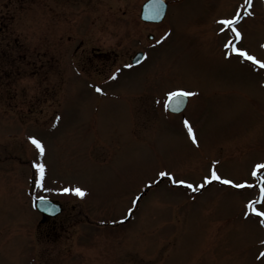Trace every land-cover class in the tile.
Listing matches in <instances>:
<instances>
[{"label": "rangeland", "instance_id": "obj_1", "mask_svg": "<svg viewBox=\"0 0 264 264\" xmlns=\"http://www.w3.org/2000/svg\"><path fill=\"white\" fill-rule=\"evenodd\" d=\"M141 1L8 5L19 41L41 48L62 33L64 49L48 50L44 76L0 72V264H264V224L247 207L264 211V168L252 176L264 164V67L224 47L264 61V0H167L157 25L139 20ZM238 9L236 39L219 21ZM138 49L145 61L125 68ZM172 89L192 93L180 115L152 106ZM210 169L233 184L204 183ZM73 187L84 195L58 191ZM36 196L63 205L60 225L38 224Z\"/></svg>", "mask_w": 264, "mask_h": 264}, {"label": "flooded vegetation", "instance_id": "obj_2", "mask_svg": "<svg viewBox=\"0 0 264 264\" xmlns=\"http://www.w3.org/2000/svg\"><path fill=\"white\" fill-rule=\"evenodd\" d=\"M23 1L28 2L30 0H23ZM11 3H12V0H7V2H5V8H6L5 12L3 11L0 12V52L4 53L3 54L4 57L1 60V64H3L4 67H0V72L1 73L5 72V73H8L10 76H12L14 74H18L19 69H22L25 67L28 69L29 67H31L30 69L33 68L36 71L37 70L41 71L42 75L44 76V72L42 68L45 65H48L49 58L46 57L48 50L51 49V47L53 49L55 46H57L59 51L64 49V45L61 44L62 33L56 34L57 44H55V40L50 41L49 38L48 39L44 38L41 48L38 47L37 43L33 42L32 40L31 41L30 40L19 41L18 40L19 36L12 29L13 20L15 16L12 12L9 13V8H7L8 5H10ZM4 69H7V70L12 69V70L10 72H7ZM6 75L7 74L0 75V80H1L0 85H2L3 83V85L5 86L6 82L10 80L8 77H6ZM167 93H168L167 90H165L156 96L157 97L156 106H159L160 108H162V101L167 96ZM0 101H2L1 94H0ZM164 107H165V103L163 104V108ZM165 112L169 115H175L168 111H165ZM48 219L49 217H44L41 219V221L44 224H47L46 226L47 229L56 225L54 221L46 222V220ZM57 224L60 225V222H58ZM56 240L57 239H54L52 241L56 242ZM33 241L37 243L36 245H34V247L36 246L38 250L42 253V257L44 259H47V253H48L47 251L49 250L48 246L42 245L41 241H38V240H33ZM61 247H65V245H61ZM52 264H68V263H62V262L56 261Z\"/></svg>", "mask_w": 264, "mask_h": 264}, {"label": "snow or ice", "instance_id": "obj_3", "mask_svg": "<svg viewBox=\"0 0 264 264\" xmlns=\"http://www.w3.org/2000/svg\"><path fill=\"white\" fill-rule=\"evenodd\" d=\"M247 3H251V0H247ZM240 9L237 10V14L236 15H232L230 18H223L219 21L220 24L226 26V27H231V31L235 34V38L239 39L240 38V32L233 27L234 23L236 20L239 19V14H240ZM246 11V10H245ZM251 14V13H249ZM221 31H223V29H221ZM167 35V33H165V36ZM161 39H163V37H161ZM225 48L228 47H233V51L236 52L238 55L245 57L247 60L252 61L254 64L256 65H260L261 67H264V61L257 59L255 56L249 54L245 49L243 48H239V47H235L233 46L230 42L229 43H225L224 44ZM119 71V70H117ZM113 77L116 76V72H113L112 74ZM96 91L99 92L101 91V89L99 87L96 88ZM169 97H179L182 95H192V93H184L182 91H175V92H170ZM179 102V101H177ZM184 125L185 127H187L188 129V134L190 137L193 138V142L195 143V137L193 135V130L191 128V126L189 125V122L187 119L184 120ZM28 139L32 142V144L35 146V148L38 150L39 153H43L44 152V146L42 144V142L38 139H36L35 137H28ZM39 171H38V178H37V185H40V179L39 177L43 175V170H44V165L41 163H36L34 165ZM260 168H264V164H256L253 169H252V176L255 177L257 175V169ZM210 176H205L204 177V183H208V181L212 178H215L217 180H222L223 183L225 184H233V181L230 179H226V178H222L221 176H219L217 174V172L215 171V169H210ZM159 176L163 177V176H169L171 177V173H166V172H160L158 174ZM173 183L176 184H186L188 188H193L194 186L191 183H188L185 180H173ZM247 183V182H244ZM203 185H199V187H202ZM237 187H241L242 185H236ZM249 187H251V185H248ZM58 191L61 192H69L71 191L72 193L78 195V196H83L84 195V189L80 188V187H73V188H61L58 189ZM259 199L264 200V186L260 187V192H259ZM247 207L249 209L250 212H254L257 214L258 217L261 218V223L264 224V211H261L259 208L253 207V201L249 200L247 202ZM248 212H245V215H248ZM262 255H264V253H262Z\"/></svg>", "mask_w": 264, "mask_h": 264}, {"label": "water", "instance_id": "obj_4", "mask_svg": "<svg viewBox=\"0 0 264 264\" xmlns=\"http://www.w3.org/2000/svg\"><path fill=\"white\" fill-rule=\"evenodd\" d=\"M164 9H165L164 0H147L141 6L140 17L143 20L158 21L162 18ZM140 57H141V53L138 52L134 55L132 61L136 62L140 59ZM184 103H185L184 95L175 98L170 97L168 99V108L170 110L178 111L183 107ZM48 202L51 201L47 198H38L35 201V206L37 209H39L40 211L46 214L53 215L57 213L59 211V206L53 203L52 205H50Z\"/></svg>", "mask_w": 264, "mask_h": 264}, {"label": "bare ground", "instance_id": "obj_5", "mask_svg": "<svg viewBox=\"0 0 264 264\" xmlns=\"http://www.w3.org/2000/svg\"><path fill=\"white\" fill-rule=\"evenodd\" d=\"M141 2H142V1H141ZM141 2H140V3H141ZM139 7H140V4H139ZM139 7H138V12H139ZM164 16H165V15H164ZM163 18H164V17H163ZM163 18H162V20H163ZM140 64H141V63H140Z\"/></svg>", "mask_w": 264, "mask_h": 264}]
</instances>
